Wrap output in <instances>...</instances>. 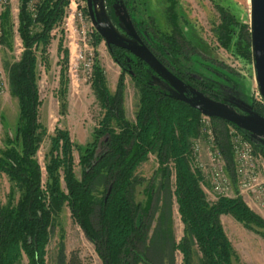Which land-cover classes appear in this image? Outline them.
Segmentation results:
<instances>
[{"label":"trees","instance_id":"obj_1","mask_svg":"<svg viewBox=\"0 0 264 264\" xmlns=\"http://www.w3.org/2000/svg\"><path fill=\"white\" fill-rule=\"evenodd\" d=\"M32 1L18 0L16 32L22 52L19 60L9 68V83L17 100L18 116L14 137H6L5 148L0 151V173L11 183L8 202L0 206V264H17L22 256L26 257L28 264H46L52 217L64 206L102 264L145 261L141 246L147 230L145 217L150 210L152 188H149L144 206L134 204L132 192L138 182L135 172L150 154H155L157 159L158 173L162 178L160 188L165 189L170 177L174 178L172 195L183 225V238L177 245L173 242L172 248L180 250L183 263L190 262L191 245H195L201 254L200 264H233V260L237 261L220 217L230 215L249 230L255 227L264 231V221L239 197H221L214 203L208 202L201 187L202 172L192 161L191 146V140L200 136L201 119L205 115L177 95L153 84L150 75L162 78L144 57L134 55L133 51L114 43L108 44L109 53L120 69L113 94L100 66L94 61L91 88L103 112L98 126L93 130L91 141L82 148L72 144L67 131L56 129L50 138L49 159L43 174L36 159L41 136L45 134L38 120L41 100L36 70L39 59L46 63L51 34L63 21L70 0H38L35 4ZM104 2L109 18L118 25L114 0ZM168 2L166 15L172 31L168 34L150 31L144 23L131 17L135 36L144 49L184 83L187 98H191L190 89H193L213 102L225 104L220 84L195 68V63L202 61L200 63L206 70L214 72V66L220 68L222 64L208 59L183 36L174 11L175 1ZM215 7L220 18L215 29L220 44L227 47L238 27L239 39L245 41L246 35L249 36L248 25L240 26L227 10ZM7 19L5 9L0 14V42H6L10 37ZM101 40L102 37L95 35L92 45L96 47ZM58 51L62 56L61 73H64L69 51L63 48L62 40ZM125 76L131 78L139 91L133 122L125 118L123 111ZM63 78L60 85L64 91L66 80ZM251 103L258 116L264 118L263 103ZM208 118L212 124L220 126L213 125V129L215 133L219 129L215 136L230 167L232 156L226 126L245 134L244 130L225 120ZM245 136L248 138L247 134ZM254 147L264 155V147ZM73 148L79 151V180L73 171ZM97 186L102 187L100 197L94 195ZM15 190L19 194L16 202ZM68 264L81 263L72 254Z\"/></svg>","mask_w":264,"mask_h":264},{"label":"rangeland","instance_id":"obj_2","mask_svg":"<svg viewBox=\"0 0 264 264\" xmlns=\"http://www.w3.org/2000/svg\"><path fill=\"white\" fill-rule=\"evenodd\" d=\"M37 1L33 0L32 4ZM174 1L178 27L183 36L208 59L222 64L220 68L214 66V72L206 70L200 63L202 61H197L195 68L220 84L221 92L225 95V104L213 102L193 89H190L191 99L206 109L244 118L258 116V112L252 108L251 103V101L263 103L252 58L250 29L252 0ZM91 4L92 16H90L86 0H71L63 21L51 34L46 63L38 60L36 74L41 100L38 120L45 129V134L41 136L36 159L43 168L48 162L50 138L54 136L56 129L67 131L76 148H82L91 141L93 130L98 126L103 114L91 88L92 65L94 61H97L112 94L120 74L118 65L109 53V42L130 46L134 55L144 57L142 45L132 30L131 17L137 22L144 23L150 31L156 30L167 34L172 31L166 15L169 7L168 0H127V2L114 0L113 9L118 25H114L109 18L104 0H91ZM216 5L227 10L240 26L248 25L249 36L246 35L247 38H245L247 42L239 39L241 33L238 27L235 28V33L231 36V42L227 47L220 44L215 31L220 24ZM18 7V0H8L0 9V14L5 9L8 11L6 28L10 31L8 40L0 42V151L5 148L6 137H14L18 116L17 100L12 95L9 83V68L19 60L22 52L21 42L16 32ZM102 32L109 37L108 42L103 38ZM95 35L102 37L96 47L92 45ZM60 40L63 41V48L69 51V60L64 73H61L62 56L58 51ZM62 77L66 80L64 91V87L60 85ZM150 81L167 93H176L167 82L156 75H150ZM138 100V88L129 76H125L123 111L129 122L134 121ZM257 124L261 127L259 131H244L248 138L239 132L257 148H262L264 147V124L260 122ZM212 125L220 127L216 123ZM218 130L216 129V134ZM191 146L193 164L202 169L201 187L207 200L211 202L212 189L209 176L212 168L209 165L206 137L202 134L196 140H191ZM76 148H73V171L76 179L79 180V151ZM169 168H172L171 164ZM226 169L228 175L232 177V164L229 167L226 162ZM43 174L45 175V171ZM135 176L138 182L132 192L134 204L144 206L149 197V188H152L150 210L145 217L147 230L144 245L141 246L145 261L138 264H184L180 250L172 248L173 242L177 245L183 238V225L172 195L173 176L170 177L166 188L161 189L162 178L158 173L155 154H150L148 159L137 168ZM43 181L45 182V176ZM10 187L11 183L7 177L0 173V206L7 204ZM232 189L236 194L235 185ZM101 190V186L95 187L94 195L100 197ZM18 197L19 194L15 190V202ZM254 213L264 221L260 214ZM220 222L237 256V261L233 260V264H264V231L262 229L255 227H252V230L246 229L230 215H222ZM190 250L189 264H200L201 254L197 247L191 245ZM72 254L81 264H102L93 246L71 219L68 208L64 206L52 217L46 246V264H68ZM17 264H28V260L22 256Z\"/></svg>","mask_w":264,"mask_h":264},{"label":"built area","instance_id":"obj_3","mask_svg":"<svg viewBox=\"0 0 264 264\" xmlns=\"http://www.w3.org/2000/svg\"><path fill=\"white\" fill-rule=\"evenodd\" d=\"M8 0H0V9ZM71 2V0H70ZM1 35V32H0ZM207 139V154L212 172L209 181L212 200L239 197L245 205L264 218V155L238 130L226 126L229 150L232 156V177L227 173L226 161L219 148L213 125L207 116H202L200 135ZM196 167V166H195ZM198 168V167H197ZM202 172V169L199 168ZM44 171V168L41 167ZM235 185L237 193H233Z\"/></svg>","mask_w":264,"mask_h":264},{"label":"water","instance_id":"obj_4","mask_svg":"<svg viewBox=\"0 0 264 264\" xmlns=\"http://www.w3.org/2000/svg\"><path fill=\"white\" fill-rule=\"evenodd\" d=\"M88 7L90 15H93L91 0H88ZM251 45H252V58L254 62V68L256 73V81L259 89V93L264 105V0H252V12H251ZM103 38L108 42L109 37L102 32ZM110 43V42H109ZM116 45L126 48L130 51L132 47L117 44ZM144 58L155 68L159 76L168 83L172 89L176 91L173 95H177L196 110L200 111L203 115L208 117L219 118L225 120L238 128L248 131L256 132L261 129L257 124L258 122L264 124V118L260 116L253 117H239L237 115L229 114L226 112L215 111L206 109L191 98H187V89L182 81L176 78L171 72H169L154 56L142 47ZM257 121V122H256ZM110 188L107 191L106 197L109 195Z\"/></svg>","mask_w":264,"mask_h":264},{"label":"bare ground","instance_id":"obj_5","mask_svg":"<svg viewBox=\"0 0 264 264\" xmlns=\"http://www.w3.org/2000/svg\"><path fill=\"white\" fill-rule=\"evenodd\" d=\"M232 164H233V162H232Z\"/></svg>","mask_w":264,"mask_h":264},{"label":"crops","instance_id":"obj_6","mask_svg":"<svg viewBox=\"0 0 264 264\" xmlns=\"http://www.w3.org/2000/svg\"><path fill=\"white\" fill-rule=\"evenodd\" d=\"M222 217V216H221Z\"/></svg>","mask_w":264,"mask_h":264}]
</instances>
